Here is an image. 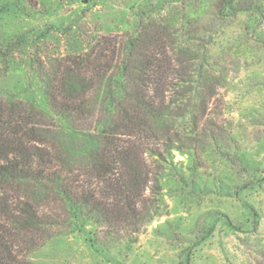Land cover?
I'll return each instance as SVG.
<instances>
[{"label":"rangeland","instance_id":"obj_1","mask_svg":"<svg viewBox=\"0 0 264 264\" xmlns=\"http://www.w3.org/2000/svg\"><path fill=\"white\" fill-rule=\"evenodd\" d=\"M220 1L0 0V97L53 116L43 77L55 60L164 29L191 76L177 85L188 139L156 158L158 215L137 242L80 220L51 228L30 264H264V0ZM199 96L194 118L185 106Z\"/></svg>","mask_w":264,"mask_h":264},{"label":"trees","instance_id":"obj_2","mask_svg":"<svg viewBox=\"0 0 264 264\" xmlns=\"http://www.w3.org/2000/svg\"><path fill=\"white\" fill-rule=\"evenodd\" d=\"M168 34L149 31L124 46L106 39L55 60L42 76L53 116L0 97V264H30L51 228L80 220L133 244L158 215L156 158L188 139L176 130L185 115L177 85L191 76L171 55ZM9 54L0 48V58ZM199 98L184 109L194 118L207 106Z\"/></svg>","mask_w":264,"mask_h":264}]
</instances>
